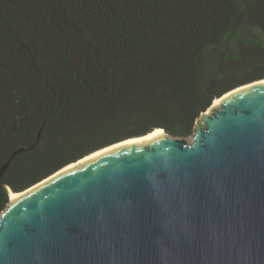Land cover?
Wrapping results in <instances>:
<instances>
[{"label":"trees","instance_id":"obj_1","mask_svg":"<svg viewBox=\"0 0 264 264\" xmlns=\"http://www.w3.org/2000/svg\"><path fill=\"white\" fill-rule=\"evenodd\" d=\"M262 79L264 0H0V214L5 187L155 129L187 138Z\"/></svg>","mask_w":264,"mask_h":264},{"label":"water","instance_id":"obj_2","mask_svg":"<svg viewBox=\"0 0 264 264\" xmlns=\"http://www.w3.org/2000/svg\"><path fill=\"white\" fill-rule=\"evenodd\" d=\"M211 106L18 192L0 264H264V82Z\"/></svg>","mask_w":264,"mask_h":264},{"label":"bare ground","instance_id":"obj_3","mask_svg":"<svg viewBox=\"0 0 264 264\" xmlns=\"http://www.w3.org/2000/svg\"><path fill=\"white\" fill-rule=\"evenodd\" d=\"M263 82H264V80H263V81H259V82H255V83H252V84H249V85H247V86L240 87V88H238V89H236V90H234V91L228 93L227 95L223 96V98H225V97H227V96H229V95H231V94H233V93H235V92H238V91H241V90H244V89H247V88H250V87L256 86V85L261 84V83H263ZM223 98L214 100L213 103H212V106H211V107H216V106H218V104L221 102V100H222ZM206 113H207V112H206ZM162 134H163V130H162V129H155V130H153L152 132L148 133V134L145 135V136H142V137H139V138H135V139H129V140H126V141H124V142H121V143L115 144V145H113V146H110V147H108V148H104V149H102V150H99V151H97V152H95V153H93V154H91V155L85 157L84 159L79 160V161L76 162V163H73V164H70V165L66 166L65 168L61 169L59 172H57L56 174H54L53 176H51V177L48 178V179H51V178L55 177L56 175H58V174H60V173H63V172H65V171L71 169L72 167H75V166H77V165H79V164L85 162L86 160H88V159H90V158H92V157H94V156H96V155H99V154L105 153V152H107V151H109V150H111V149L117 148V147H119V146H121V145L129 144V143H133V142L146 141V140H148L149 138H151L152 136H155V135H159V136H160V135H162ZM46 181H47V180H46ZM44 182H45V181H44ZM44 182H43V183H44ZM25 193H27V191H25V192H23V193H13V192H9V196H10V197H9V198H10L9 201L12 202V201H14V200L20 198L21 196H23Z\"/></svg>","mask_w":264,"mask_h":264},{"label":"rangeland","instance_id":"obj_4","mask_svg":"<svg viewBox=\"0 0 264 264\" xmlns=\"http://www.w3.org/2000/svg\"><path fill=\"white\" fill-rule=\"evenodd\" d=\"M197 126V124L195 123V126H194V128ZM192 136V135H191ZM191 136H189V137H187V138H184L187 142H191V139H192V137Z\"/></svg>","mask_w":264,"mask_h":264}]
</instances>
